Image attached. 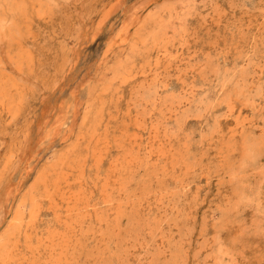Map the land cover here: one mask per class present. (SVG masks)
<instances>
[{"label":"rangeland","instance_id":"1","mask_svg":"<svg viewBox=\"0 0 264 264\" xmlns=\"http://www.w3.org/2000/svg\"><path fill=\"white\" fill-rule=\"evenodd\" d=\"M144 17L146 31L166 27L148 53L132 47ZM0 34V235L27 167L76 148L86 113L102 108L108 154L62 186L94 202L106 185L114 200L75 225L74 264H264V0H0ZM256 39L240 134L220 84L236 70L230 49ZM128 130L133 160L119 151ZM118 160L112 186L106 170ZM67 215L45 214L36 233L62 231Z\"/></svg>","mask_w":264,"mask_h":264},{"label":"bare ground","instance_id":"2","mask_svg":"<svg viewBox=\"0 0 264 264\" xmlns=\"http://www.w3.org/2000/svg\"><path fill=\"white\" fill-rule=\"evenodd\" d=\"M147 17H151V15ZM147 17L142 19L143 22L139 25V29L132 37V47L136 49V46L138 45L140 50L148 53L151 48H155V46L160 42L158 33L155 31L156 27L161 30L166 27H163L164 23L162 25L161 21L157 20L155 25L149 26V31H146ZM130 31L131 30L129 29L121 35L122 41L128 39ZM212 34L213 32L210 30L206 33V42L211 43L214 40ZM257 40L258 39L254 41V44H251L252 47L250 49H245L244 47L242 49L241 46L238 48L232 47L230 49V51L234 54L233 63L236 66V70L227 74L224 80L222 79L220 84L221 90L219 92H227V94H229L228 97L230 99H228V103L230 113L228 116H233L235 113L238 114L236 116V121L238 124V132H240V134H244L246 129L245 127L250 123L246 117H243V113L246 111L248 106L244 105L242 95L244 90L247 89L248 81L251 80L249 75L254 77V74L258 71V66L254 62V59L256 58L255 56L259 55L261 51L260 45L262 44H259V41ZM167 47L168 45L166 48ZM125 71H127V69H123L115 78L120 75H122L123 78H126L127 74ZM261 74V78L264 81V72L262 71ZM193 76H196L195 78L197 83L203 81L202 75L200 76L198 72H194ZM184 78L182 76H178L177 83L171 85V87L173 88L179 83H185ZM196 81L193 80L192 83L195 84ZM192 94L193 96L187 98V100L194 99L195 108L199 112H202L205 100L202 96L197 97L194 90L192 91ZM171 96L173 104H177V102L184 103L187 101H183L182 96H179L178 100H176L174 95ZM101 113L102 108L86 113L81 136L79 135L78 137L76 142L77 145H73H76V148L65 151L41 165H30L29 169L27 167V172L17 188H15L14 193L10 191L11 194L8 210H5L3 213L1 221H7L8 224H6L4 231L0 235V264H74V259L80 252V249H77L79 240L75 237V225L77 226L79 224L82 217L87 216L84 212L89 210L90 207L96 206L99 203L108 204L114 200V197H112L109 193L106 185L104 188L105 193L103 194L101 200L94 202L88 200L82 191H79L78 193L76 191V193L74 191L65 192L63 191L62 186L65 183H71L70 181L73 177V172H75L76 176L79 177V180L76 181V183H80V181L82 182V178L86 173V166L88 162L94 161L99 167L104 157L108 154L107 144H103L98 137V130L102 123ZM89 114L91 115L89 116ZM89 117L91 119H89ZM52 123L53 121L51 124ZM56 130L58 131V129ZM127 132L128 134L125 136L126 140L124 144L122 146L119 145V151H122L123 155L127 159L133 160L136 158V151L133 146L138 138V134L135 133L132 135L129 130ZM51 138H53L52 135ZM122 165H124L122 161L118 160L116 164H111L106 170L108 180H112L113 182L112 186L117 184L116 176L120 175L119 170ZM119 181H122L120 176ZM182 185H184V183H182ZM45 209H48V212H45ZM63 211H66L68 215L67 219L63 221L64 228L62 231L53 229L46 235L47 237H43L42 235L36 233V228L39 224L38 222L41 221L45 214L52 213L54 215H61ZM101 219H103V217H101ZM30 229H32V233H29ZM21 233H25V243L23 246L26 251L23 250L25 253L23 256L21 255L22 250L20 248V245H22V239L20 238ZM39 255L45 256L44 263H40L38 261Z\"/></svg>","mask_w":264,"mask_h":264}]
</instances>
